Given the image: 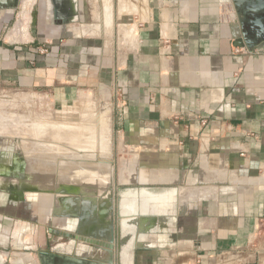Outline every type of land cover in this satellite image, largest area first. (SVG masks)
<instances>
[{
  "label": "crops",
  "instance_id": "1",
  "mask_svg": "<svg viewBox=\"0 0 264 264\" xmlns=\"http://www.w3.org/2000/svg\"><path fill=\"white\" fill-rule=\"evenodd\" d=\"M235 1L240 7L254 2ZM115 4L123 34L131 39L127 51L100 59V50L87 49L73 36L48 54L35 52L38 39L13 47L0 42V85L46 92L63 107L80 90H91L112 104L113 131L137 149L145 177L168 173L169 180L146 182L155 192L171 184L174 198L160 204L164 214L153 232L137 238L148 246L135 243L131 264H264V44L247 48L232 0ZM46 6L50 10L47 0ZM112 6L102 0L106 27ZM16 9L0 10V33ZM21 28L15 34L26 32ZM50 163L33 154L28 160L41 185L38 168ZM207 172L223 180L216 183ZM200 176L212 187H202L207 183ZM131 183L129 188H141ZM139 196L153 195L142 190ZM1 214L0 264H40L33 230Z\"/></svg>",
  "mask_w": 264,
  "mask_h": 264
},
{
  "label": "rangeland",
  "instance_id": "2",
  "mask_svg": "<svg viewBox=\"0 0 264 264\" xmlns=\"http://www.w3.org/2000/svg\"><path fill=\"white\" fill-rule=\"evenodd\" d=\"M25 1L27 2L19 0L7 28L0 33V42L4 46H18L15 42L26 44L31 37L44 45L38 44L34 47L35 52L48 54L51 47L76 37V40L84 43L87 49L100 50V59H104L105 56L112 54H122L131 43V39L123 34L122 20L115 16V0H111L113 19L110 26H104L102 21L104 17V11L100 10L102 0H76L79 3L78 19L64 28L52 21L46 0ZM20 25L26 27V32L21 36L15 34L16 27ZM66 28L71 32H67ZM74 30L81 33L74 35ZM10 119L12 122L18 121L11 124ZM113 119L112 104L100 101L91 90H80L77 98L63 107L55 104L46 92L0 85V212L4 213L1 216L12 215L11 219L21 228L33 230L38 248L45 249L43 245L50 238L49 246L60 243L66 245L60 249L61 251H72L78 256L96 258L98 261L107 260L108 252L103 248L84 242L73 241L69 244L65 242L66 237L50 233L47 228L56 231L71 228L77 230L78 225V230L83 234L103 240L109 234L110 219L113 220V227L116 226L115 209L120 195V202L127 199V202L131 203L129 205L135 207V212L129 217H124L120 211L121 222L127 219L130 222L128 231L126 233L122 231L121 234L123 247L127 246V252L126 250V253L121 252V261L123 264H131L128 252L132 239L130 226L133 223L136 227L134 221L138 220L140 230H144L145 233L153 232L155 222L160 221L159 216L164 214L159 209L160 204H167L174 198V194L171 195L173 188H169L171 184L164 185L162 188L166 189L161 192L150 191L144 187L129 188L133 187L131 182L135 180L139 183L164 181L169 180V176L166 172H154V178L150 175L148 178L145 177L137 167L139 156L137 149L133 152V148L122 143L121 137L113 131ZM14 124L16 125L13 126ZM30 124L34 127L30 128ZM38 124L39 126L42 124L41 135L40 133L37 135L40 131V127L36 130ZM36 144V147L45 145L44 147L52 150L48 152L49 155H44L53 159L50 161L52 175L58 173L56 161L62 157L66 161L65 165L69 164L71 167L75 165L81 169L70 170L69 172H74L67 180L58 179L55 183L52 180L50 186L41 187L38 177L33 178L34 169L28 165L32 152L30 147L32 145L35 147ZM34 159L36 160V157ZM206 176L213 177L216 183L223 180V176L219 178L209 172ZM202 178L203 176H200L201 181ZM203 182L207 183L202 186L205 189L212 187L209 182ZM118 187L121 188L120 192L115 190ZM150 187L162 189L158 186ZM184 187L186 188L185 185ZM189 189L197 190L198 187ZM142 190L149 191L155 197L139 196ZM128 191L133 194L126 195ZM142 199L145 201L143 205ZM134 200H137L135 205L132 203ZM16 231L21 230H14ZM144 235L140 234V238ZM142 239H136L135 243L148 246V242Z\"/></svg>",
  "mask_w": 264,
  "mask_h": 264
},
{
  "label": "water",
  "instance_id": "3",
  "mask_svg": "<svg viewBox=\"0 0 264 264\" xmlns=\"http://www.w3.org/2000/svg\"><path fill=\"white\" fill-rule=\"evenodd\" d=\"M51 6L49 13L52 21L55 24H60L62 28L66 27L77 21L79 16V10L76 0H47ZM233 2V8L235 9L236 15L238 16V24L240 27V32L243 42L247 45L248 49L251 47L255 48L260 44H264V0H254V2L240 7V5L235 1ZM19 0H0V10H15L18 6ZM139 187H147V183H140ZM115 190L121 191L118 187ZM120 194V193H119ZM120 195L117 199L116 204V226L113 227V220L110 219V230L106 238L97 239L95 236H88L83 234L81 231L74 230L73 228L62 230V232H57L58 235L72 239L75 242H84L92 246H98L103 248L108 252V259L101 262L95 259L86 258L78 256L75 252L71 253L69 259L76 264H123L121 261V252L123 250V240H122V230H121V219L120 214ZM137 218V217H136ZM138 220H135L134 224L130 226V234L132 235L131 244L129 246L128 252L133 261L135 259L136 252L138 251V246L135 244V240L140 234H146L144 230H140V226L137 224ZM116 229V231L114 230ZM53 233V230H48ZM142 231V233L140 232ZM55 233V232H54Z\"/></svg>",
  "mask_w": 264,
  "mask_h": 264
},
{
  "label": "bare ground",
  "instance_id": "4",
  "mask_svg": "<svg viewBox=\"0 0 264 264\" xmlns=\"http://www.w3.org/2000/svg\"><path fill=\"white\" fill-rule=\"evenodd\" d=\"M109 10H110V8H109ZM108 18V17H107ZM108 21V20H107ZM23 24V23H22ZM21 24V25H22ZM21 25H20V28H21ZM19 27V26H18ZM17 28V27H16ZM22 29V28H21ZM131 30H133V29H131ZM130 30V31H131ZM131 33V32H130ZM127 35V34H126ZM132 35V34H131ZM128 37V36H127ZM24 96V95H23ZM22 100V99H21ZM27 110V109H26ZM10 115V114H9ZM8 117V116H7ZM11 117V116H10ZM4 118H5V116H4ZM3 118V119H4ZM15 118V117H14ZM32 118V117H31ZM13 119V118H12ZM21 119V118H20ZM2 120V119H1ZM7 120V119H6ZM10 121H11V119H10ZM10 121H7V123L8 122H10ZM18 121V120H17ZM17 121H14L13 120V122L15 123V122H17ZM31 121H33V120H31ZM12 121H11V124L13 123ZM20 122V121H19ZM7 123H6V125H7ZM21 123V122H20ZM35 123V122H34ZM0 124H1V122H0ZM17 124V123H16ZM16 124H14L13 126H15ZM9 125V124H8ZM36 125H37V123H36ZM35 125V126H36ZM89 125V124H88ZM41 126H42V124H41ZM41 126H39V124H38V126H36V130H38V128L37 127H40V131H36L37 132V135L40 133V135L42 134V130L41 129H43ZM6 127V126H5ZM5 127H2V128H4V129H7V128H5ZM25 127V126H24ZM28 127V126H27ZM32 127H34L33 125H32ZM31 127V124H30V128H32ZM46 127V126H45ZM44 127V128H45ZM88 127H90V126H88ZM1 128V129H2ZM47 128H48V126H47ZM3 129V130H4ZM55 129V127L53 128V130ZM29 130V129H28ZM46 131L48 130V129H45ZM1 134V133H0ZM23 134V133H22ZM37 141H39V140H37ZM99 143V142H98ZM31 144V143H30ZM43 145V144H42ZM99 145H100V143H99ZM37 146V144L35 145V147L32 145V147H30V149H31V154H33V156H38V157H40V158H44L45 159V161H51V160H53L52 158H50V157H48L47 158V156L45 157L44 155L46 154V155H49V151H52L51 149H47L46 147H44L45 145H43V147H41V145H40V147L42 148H40V147H36ZM100 147V146H99ZM101 148V147H100ZM99 150V149H98ZM62 152V151H61ZM60 152V153H61ZM63 152H65V151H63ZM41 154V155H40ZM66 154V153H65ZM103 154V153H102ZM43 155V156H42ZM97 157V156H96ZM100 158H102V157H100ZM104 159V158H103ZM66 163V161L64 160V158L62 157V158H60L59 160H57L56 161V169L58 170V175H55V176H53L52 175V170H50V167H46V168H44V167H42V168H38V170H41V172L40 173H42V174H40V176H41V178L42 179H44V183H42V185H43V187L45 188V187H48V186H50L51 184H52V180H54L53 182H55V181H57L58 179H60L61 181H64V180H67L68 178H69V176L71 175V173H73L74 171H72V172H69L70 170H73V169H78L79 168V166H76L75 167V165H73L74 163H72V167L68 164V162H67V164L68 165H65V163ZM86 162V161H85ZM89 162H91V161H89ZM64 163V164H63ZM104 163V162H103ZM61 166H63V167H61ZM37 168V167H36ZM32 169H33V167H32ZM79 169H81V168H79ZM56 171V170H55ZM51 172V173H50ZM92 186V185H91ZM89 188V187H88ZM91 188V187H90ZM127 199H126V201L123 199L121 202H120V211L122 212V215L124 216V214H129L130 216H132L133 215V213H134V211H131V210H129L128 209V207L126 206L125 207V204H127ZM133 202V201H132ZM125 203V204H124ZM143 203H145V201H141V205H143ZM127 209L128 211H130V212H124V209ZM133 212V213H132ZM129 225H130V222H129V220H127V222H125L124 224H123V221L121 222V230L123 231V233H126L127 231H128V227H129ZM123 227H125V230L123 229ZM126 245H124V247H123V250H122V252L124 253L125 252V250H126ZM129 249V248H128ZM106 251V250H105ZM126 252H127V250H126ZM125 252V253H126ZM105 258V257H104ZM126 258V257H125ZM129 259V258H128ZM95 260H97L96 258H95ZM130 260H131V258H130ZM98 261V260H97ZM101 261L103 262V261H105V260H102L101 259ZM128 262V261H127ZM131 262V261H130Z\"/></svg>",
  "mask_w": 264,
  "mask_h": 264
},
{
  "label": "flooded vegetation",
  "instance_id": "5",
  "mask_svg": "<svg viewBox=\"0 0 264 264\" xmlns=\"http://www.w3.org/2000/svg\"><path fill=\"white\" fill-rule=\"evenodd\" d=\"M54 234H56V233H54ZM66 240L67 241H65V242H67L69 244H70V242H73L72 239L67 238V237H66ZM50 241H51L50 238H48L45 241V243L43 245L45 249L38 248V246H37V249L35 248L36 250H38V253L40 256V264H76L75 262H73L69 259V256L71 255V253H73L72 251L66 252V251L60 250L63 246H66V245H63L60 243V244H55V245L49 246Z\"/></svg>",
  "mask_w": 264,
  "mask_h": 264
},
{
  "label": "built area",
  "instance_id": "6",
  "mask_svg": "<svg viewBox=\"0 0 264 264\" xmlns=\"http://www.w3.org/2000/svg\"><path fill=\"white\" fill-rule=\"evenodd\" d=\"M31 39L33 40V38L30 37V40H31ZM29 42H30V41H29ZM29 42H27V43H29ZM240 51H241V50H240L239 48H236V49H235V52H240ZM41 53H42V51H41ZM43 53H44V52H43ZM116 91H117L116 94L118 95V94L120 93V90L117 89ZM191 264H201V263H200V261H195L194 263H191Z\"/></svg>",
  "mask_w": 264,
  "mask_h": 264
}]
</instances>
